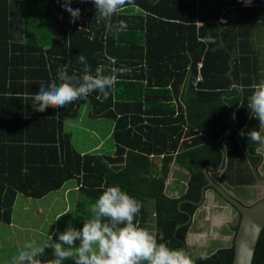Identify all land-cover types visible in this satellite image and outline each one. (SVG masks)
Segmentation results:
<instances>
[{
  "label": "trees",
  "instance_id": "trees-1",
  "mask_svg": "<svg viewBox=\"0 0 264 264\" xmlns=\"http://www.w3.org/2000/svg\"><path fill=\"white\" fill-rule=\"evenodd\" d=\"M62 3L0 0V90L31 93L25 104L18 94H0V106L10 99L14 105L0 109V222H12L19 194L42 198L77 179L82 196L74 212L76 228L90 217L89 205L101 186L115 185L141 203L134 221L138 227L158 241L162 233L170 248L185 250L193 218L185 223L199 208L194 202L207 183L203 167L222 162L221 135L226 160L217 180L234 187L258 180L261 157L239 131L259 123L247 103L253 86L264 81L255 42L264 25V0L253 6L243 0H134L113 17L114 24H127L118 33L97 23L92 0H73L71 7L81 10L75 23ZM80 54L93 71L111 57L115 67L132 72L103 102L93 92L61 108L59 115L53 108L35 111L31 97L41 82L57 79L60 69L79 75ZM86 103L93 116L114 121L111 154L81 153L65 128L64 121L78 116ZM173 162L180 165L178 177L183 170L189 173L179 197L167 193ZM188 255L195 264H232L234 246ZM253 264H264V229Z\"/></svg>",
  "mask_w": 264,
  "mask_h": 264
},
{
  "label": "clouds",
  "instance_id": "clouds-1",
  "mask_svg": "<svg viewBox=\"0 0 264 264\" xmlns=\"http://www.w3.org/2000/svg\"><path fill=\"white\" fill-rule=\"evenodd\" d=\"M72 2L63 0L61 7L70 13V23H75L81 10L72 8ZM244 2L251 3V0ZM92 3L99 14L97 23L103 22L109 32L127 29L123 20L114 24L113 17L134 0H92ZM108 60V65L97 66L93 71L86 57L80 54L81 73L69 75L66 69L58 70L57 79L46 84L41 82L39 90L31 97L32 107L37 112L53 108L59 115L61 108L86 99L93 92L100 94L97 99L101 102L107 100L120 78L132 72L128 67H115L113 58L108 57ZM247 107L250 117L258 120V127L247 132L242 128L239 135L247 136L248 141L255 145L254 154L261 157V165L264 166V81L253 86ZM101 187L103 191L91 205V215L83 221L82 228L69 225L58 233V238L53 239L49 235L43 245L25 243L13 257L12 264H43L46 249L52 250L53 257L48 264H64L67 260L73 264H195L183 249L170 248L163 242L162 233L158 241L155 234L136 225L134 221L142 207L138 200L119 186ZM66 213L62 212L56 220Z\"/></svg>",
  "mask_w": 264,
  "mask_h": 264
},
{
  "label": "crops",
  "instance_id": "crops-1",
  "mask_svg": "<svg viewBox=\"0 0 264 264\" xmlns=\"http://www.w3.org/2000/svg\"><path fill=\"white\" fill-rule=\"evenodd\" d=\"M131 9H132V12H134V11L138 12V8H136V7H133ZM224 20L225 19H222V21H224ZM263 29H264V26L261 27V31H262L261 34L262 35L257 34L255 37L256 46L260 49L259 54H260V58L262 59V61H261L262 63H264V31H263ZM216 47H218V46L216 45ZM231 53H235V52L232 51ZM236 55H237V53L235 54V56ZM199 67H201V63L199 64ZM199 78L200 77L197 76L196 78H194L193 81L194 82L199 81L198 80ZM26 80L27 79H24V81H26ZM261 80H262V78H261ZM7 86L9 88V83L7 84ZM0 91H1L0 94H6L7 97H13L16 94H18L19 96H22L24 99L23 104L26 103L27 98L31 94V93L26 92V91H24L22 93H20V92L16 93L15 90H8L7 92H4L3 90H0ZM10 91H13V92H10ZM11 105H13L12 99L7 100L6 102H3V104H1V106H0L1 112H3L6 109H7L6 111L11 110L10 109ZM86 105H88L87 106L88 109H86ZM13 107H14V105H13ZM24 108H27V106H24ZM84 109H86V110H84ZM222 110L226 111L227 109H222ZM86 112H89V114L87 115ZM85 117L89 118V120L84 119ZM23 118H26V117L24 116ZM103 118H107V117L93 116L91 114V105L89 103H86L81 108L80 114L78 116L70 118V119H66L64 121L65 122V128L67 131L71 132L72 141L74 142V145L78 149V151H80L81 153L95 152V153H98L100 155H107V154L112 153L111 152L112 149L110 151H108V150L105 151V145L107 143H109L110 137L112 136V132L114 130V124H113V128L111 131H110V125H108L107 132H105L106 134H103V132H101L100 129H98L97 127H93L94 124L99 125L98 121L100 119H103ZM74 126H75V130L79 129V131H76L75 135L71 129V127H74ZM22 131L25 132L24 130H22ZM83 136H87V141L85 143L84 142L80 143L79 139H81ZM75 138H77L76 141H75ZM76 143L78 146L76 145ZM106 146H108V145H106ZM114 148H115V146L113 147V150H114ZM107 149H108V147H107ZM223 169H224V167H223ZM222 170H218V171H222ZM178 171H181V168H180V165L177 162H175V165L172 164V170L170 171V174H169L170 181H169V184L167 187V191L169 190V187H170L169 192L171 193L172 196H176V197L181 196L182 192L185 191L186 188L183 187V183L185 184L187 182V179H185V176L189 177L188 171H185V170L182 171V173H181L182 176L180 175L178 177ZM258 171H261L264 174V166H262L261 163L256 170V175L258 174ZM216 174H217V171L211 172V175L213 176V178L217 180L218 177L216 176ZM183 175H184V177H183ZM179 178H180V182H179ZM72 180L76 181L75 185L70 186V185H68L69 181H66L59 189H56V190L50 192L49 194L60 192L62 189H65L64 190V198L68 199L70 201V197H67V194L70 191H72L73 189H75L78 191V193L76 194L77 195L76 196V203H77V201L82 196L81 192L79 191L80 190L79 189L80 184L78 183L77 179H72ZM182 180H184L185 182ZM261 183H264V182H258L256 185H258V184L260 185ZM67 185H68V187H67ZM252 186H244L246 188L252 189V192H250L248 195H245L242 193H238L239 192L238 189H240V187L225 185V187L227 189L233 191V193L239 199H241L243 202H246V203H252L256 199L262 197L261 193L263 191L262 192L258 191L257 196L255 197L254 190H253V187H255V185L253 187ZM258 188H261V187H258ZM20 195L21 194H19L18 196H20ZM254 197L256 199H254ZM30 198H32V197H27L26 199H30ZM36 199H39V198H36ZM61 200H62V198H61ZM17 203H18V198L16 200L15 205ZM15 205H14V210H15ZM89 206L91 208V205H89ZM75 209H76V207H75ZM14 210H13V212H14ZM70 210L71 209H69V207L67 206L65 209H63L61 212H58L56 215H60L62 212H65V211H67L69 213ZM41 212L44 213V210L40 209L38 211V213H41ZM232 212H233V208H231V206L229 204L224 202L222 200V198H220V196L214 190L208 189L205 202L199 206V208L197 209L196 213L193 216L194 224H193V228L191 229V231L188 234L187 246H186V250L188 249V254H190V252H193L192 253L193 255L201 254L203 256H207V255H211V254L215 253L219 248L231 246L233 243L234 234H235L234 228H233V230L231 228L229 230H226V232L221 236V237L225 236L224 241L217 240L215 242L212 240V241L207 242L206 248L208 249V251L205 250V251H200L197 253V252L191 251V249H190V248H195L196 246H198L196 244V242H192L194 240L193 237L195 236V234H196V238L198 240H200L201 238L204 237V234H202V233H205V236H208V233L204 230V225L209 221H211L210 230H207V231L209 232L210 235H212V237H214V238L218 237V231L220 230L221 225H222L221 223H225L226 221H228L229 220L228 215ZM234 216H235V214H234ZM207 217H208V219L209 218H211V219L207 220L206 219ZM7 225L11 228L20 229L17 226V222L14 220V216H13L12 222L9 224L0 222V239L1 238L4 240L5 239H7V240L13 239L15 241V243H13L10 247H7L6 250H4V247H1V246H6L7 244L5 242L7 240L3 241L4 243L0 242V264H12L13 257L16 256L18 254V252L23 248V246H24L23 243H28L30 240H35V243L37 244L40 236H44L46 234L54 236L55 234L58 233V231H56L55 228H53L49 233H46V232L40 231V229L36 228L35 226H32V230H29V232H23L24 230L7 231V230H5V228L8 227ZM74 225H75V223H74ZM20 227H22V229H23L25 226L20 225ZM27 233H30V234H27ZM24 239L26 241H24ZM51 258H53L52 257V250H51V253H49L46 249L45 256L42 257V259L44 260L43 264H48V262ZM64 264H73V262L71 260H67L64 262Z\"/></svg>",
  "mask_w": 264,
  "mask_h": 264
},
{
  "label": "rangeland",
  "instance_id": "rangeland-1",
  "mask_svg": "<svg viewBox=\"0 0 264 264\" xmlns=\"http://www.w3.org/2000/svg\"><path fill=\"white\" fill-rule=\"evenodd\" d=\"M263 26H261V27H263ZM263 31H264V29H263ZM259 32H260V34L262 33L260 30H259ZM87 106L88 105H86V109H88ZM86 109H84V110H86ZM86 113H87V115L89 114V112H86ZM84 119L89 120V118H87V117H85ZM98 124L100 126L97 124H94L93 127H97L98 129H100L101 132H103V134H106L105 132H107L108 125H110V131L112 130L114 121L111 118H108V119L103 118V119H100L98 121ZM71 129H72L74 135L76 134V131H79V129L75 130V126L71 127ZM76 140H77V138H75V141ZM79 141H80V143L81 142L85 143L87 141V136H83L81 139H79ZM76 145H77V143H76ZM106 145H108V146H106ZM106 145H105V151H107V150L110 151L112 149L111 150V152H112L113 147H114L112 137H110L109 143H107ZM107 147H108V149H107ZM75 184H76L75 180H69L68 185L71 186V185H75ZM68 185H67V187H68ZM238 187H240V189H238V191H239L238 193L248 195L250 192H252V189H250V188H246L244 186H238ZM258 187H261V188H258ZM64 190L65 189H62L60 192L48 194L45 197L39 198V199H36V198L26 199L27 197L24 195L18 196L17 197L18 203L15 205V210L13 212V216H14V220L17 222V226L20 229L11 228L7 225L8 227H6L5 230H7V231L24 230L23 232H29V230H32V226H35L36 228H39L40 231H43L46 233H49L53 228H55L56 231H58V233H59V232L64 231L65 228L68 227L69 225L75 227V225H74V211H75V207H76V196H77L76 194L78 193V191L73 189L72 191H70L67 194V197H70V201H69L68 199L64 198ZM253 190H254L255 197L257 196L258 191H261V192L263 191L261 193V195L263 197L264 196V183H261L260 185L259 184L255 185V187H253ZM169 191H170V187H169L168 192ZM255 197H254V199H256ZM61 198H62V200H61ZM67 206L69 207V209H71L70 212L66 213L65 215L60 217V219L56 220L57 216H59L56 214L58 212H61ZM40 209L44 210V213H42L43 211L41 213H38V211ZM234 214L236 216V211L233 209V212L228 215L229 220L226 221L225 223H221L222 225H221L220 230L218 231V237H215V238L212 237V235H210L209 232L207 231V230H210L211 221L207 222L204 225V230L208 233V236H205V233H202V234H204V237L201 238L200 240H198L196 238V234H195V236L193 237L194 240L192 242H196V244L198 246H196L195 248H190L191 251H194L197 253L200 251H205V250L208 251V249L206 248L207 242L212 241V240L215 242L217 240L224 241L225 236H223V237H221V236L226 232V230H229L230 228L233 230V228H234L232 226V224L234 222V217H235ZM206 219L210 220L211 218L208 219V217H207ZM20 225H24L25 227L22 229V227H20ZM30 233H27V234H30ZM58 233L53 236V239L58 238ZM234 233H235V231H234ZM48 237H49V234H46L44 236H40L38 239L37 245H43L44 243H46L48 240ZM187 239H188V237H187ZM6 240L7 239L4 240L1 238L0 242L4 243L3 241H6ZM24 241H26V240L24 239ZM29 242H35V240H30ZM5 243L7 244L6 246H1V247H4V250H6L7 247H10L13 243H15V241L13 239H9ZM23 244H25V243H23ZM47 251L49 253H51V249H47ZM184 251L186 252V254H188V249L186 250V248H185ZM192 253L193 252H190V254H192Z\"/></svg>",
  "mask_w": 264,
  "mask_h": 264
},
{
  "label": "water",
  "instance_id": "water-1",
  "mask_svg": "<svg viewBox=\"0 0 264 264\" xmlns=\"http://www.w3.org/2000/svg\"><path fill=\"white\" fill-rule=\"evenodd\" d=\"M255 1L257 4H263V0ZM223 137L224 134L220 136L218 141L223 156L222 162L218 166L208 164L203 167L207 183L201 190L200 200L194 203L198 206L202 205L205 202L208 189H211L218 193L224 201L236 211V216L234 217V222L232 224L233 227L237 228L233 239L234 258L232 264H253L257 244L264 229V196L256 199L252 203L243 202L233 193V191L227 189L222 183L213 178L211 172L222 170L225 164L226 152L221 147V140ZM172 164L175 165V162ZM169 181L170 178H168L166 182L167 187ZM167 193L171 194L168 191ZM179 209L182 210L181 203L179 204ZM192 218L193 217L190 216V220L185 224H188ZM182 225L183 224L181 223L177 224V228Z\"/></svg>",
  "mask_w": 264,
  "mask_h": 264
},
{
  "label": "flooded vegetation",
  "instance_id": "flooded-vegetation-1",
  "mask_svg": "<svg viewBox=\"0 0 264 264\" xmlns=\"http://www.w3.org/2000/svg\"><path fill=\"white\" fill-rule=\"evenodd\" d=\"M257 177H258V180H257V182H256L254 185H256L258 182H261V181L264 182V174H263L261 171H258ZM227 204H228V203H227ZM232 221H233V220H232ZM186 244H187V243H186Z\"/></svg>",
  "mask_w": 264,
  "mask_h": 264
},
{
  "label": "built area",
  "instance_id": "built-area-1",
  "mask_svg": "<svg viewBox=\"0 0 264 264\" xmlns=\"http://www.w3.org/2000/svg\"><path fill=\"white\" fill-rule=\"evenodd\" d=\"M243 4L245 6H253L254 4H256V1L255 0H251V3H245L244 0H243Z\"/></svg>",
  "mask_w": 264,
  "mask_h": 264
}]
</instances>
